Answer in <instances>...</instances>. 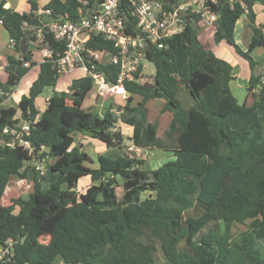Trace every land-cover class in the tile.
<instances>
[{
    "label": "trees",
    "instance_id": "1",
    "mask_svg": "<svg viewBox=\"0 0 264 264\" xmlns=\"http://www.w3.org/2000/svg\"><path fill=\"white\" fill-rule=\"evenodd\" d=\"M257 2L264 6V0H218L220 20L213 34L216 44H226L248 62L249 92L257 91L250 106L240 104L231 90L235 80L231 64L203 46L192 24L167 39L164 49L147 52L156 70L154 82L126 83L129 98L117 110L119 117L109 108L104 114L81 108L93 82L87 76L51 96L40 113L37 98L61 79L52 62L46 59L38 65L31 49L21 58L7 56L5 72L9 81L16 77L14 86L36 66L40 72L18 107L0 114V203L14 179L30 180L34 189L28 199L0 204V250L12 247L0 264H57L58 259L64 264L98 259L103 264H264V55L258 60L252 56L256 49H264V32L256 25L254 12ZM29 3L30 13L23 14L6 9L7 1L0 0V22L16 42V55L22 41L29 40L23 24L38 25L33 12L39 5ZM44 9L54 10V15L74 13L76 0H50ZM243 15L251 30L246 50L235 37ZM46 43L54 55L65 50L49 36ZM88 45L94 51L116 53L113 45L100 39ZM101 70L109 81L117 82L116 67ZM7 84H0V106L14 90ZM181 88L190 93L193 107H182ZM135 97L141 98L136 104ZM69 98L74 104H68ZM150 100L165 101L164 111L172 113L167 144L158 137L157 123L149 120ZM119 121L133 128L130 140L136 148H164L175 159L156 170L143 169L144 160L122 152L124 138L113 131ZM22 122L30 126L29 135L21 138L30 149L20 146L13 134L21 131ZM77 134L100 140L121 154L100 155L99 168L92 169L86 166L90 156L75 146ZM46 159L53 163L47 166ZM37 161L44 172L37 169L41 166ZM85 176L93 185L79 194L77 184ZM118 180L124 190L121 198L115 192ZM144 192L154 196L142 199ZM211 222L222 227L204 231ZM246 224V231H234L236 225ZM43 237L49 241L43 243Z\"/></svg>",
    "mask_w": 264,
    "mask_h": 264
},
{
    "label": "built area",
    "instance_id": "2",
    "mask_svg": "<svg viewBox=\"0 0 264 264\" xmlns=\"http://www.w3.org/2000/svg\"><path fill=\"white\" fill-rule=\"evenodd\" d=\"M229 1L238 3L240 0ZM165 6L172 9L167 10ZM33 18L38 21L37 26L32 28L25 22L22 27L23 31H29L26 44L29 49L42 54V62L49 59L60 78L82 70L98 87V97L127 100L126 83H146L143 69L149 61L147 52L150 49H164L165 41L184 32L188 24H192L199 33L201 30L214 33L219 26L220 13L218 0H179L171 6L160 0H76L74 13L54 15V10L39 7L33 12ZM47 36L57 44H63L64 52L54 55L47 46ZM97 39L113 45L116 53L89 48V42ZM10 44L15 47L16 42L10 40ZM32 54L34 56L33 51ZM22 56L20 51L17 58ZM108 65L118 69L116 83L109 81L101 70L102 66ZM23 66L28 68L30 64L24 63ZM140 66L142 72L138 74ZM111 112L115 113L114 110ZM115 114L120 115L119 112ZM29 132L28 123L22 124L20 132H13L15 140L20 141L19 145L27 149H30V144L21 138ZM37 169L45 170L42 165ZM9 247L0 250V260L12 252V247Z\"/></svg>",
    "mask_w": 264,
    "mask_h": 264
},
{
    "label": "rangeland",
    "instance_id": "3",
    "mask_svg": "<svg viewBox=\"0 0 264 264\" xmlns=\"http://www.w3.org/2000/svg\"><path fill=\"white\" fill-rule=\"evenodd\" d=\"M11 1V0H10ZM14 3H17L21 0H12ZM30 1L38 3L40 7H44L50 0H23V6L24 9H21V12L29 11L30 9ZM261 6L263 5H257L256 9L260 10ZM208 33H205V32ZM204 32V33H203ZM212 31L210 30H201L200 31V37L202 38L204 44L206 45V41L211 37ZM208 36H210L208 38ZM243 44L240 43V45L244 46L245 45V40H241ZM226 51L229 52V55L225 56V61L231 64L233 63V60L230 57H235L236 60L239 61L238 57L232 53L231 48L228 47L227 45L224 46ZM34 53V58L35 60H38V62L42 61V54L36 50L32 49ZM232 53V55H231ZM7 54L14 56L15 55V48L10 44V39L8 36L7 31L0 25V67L6 63V58ZM230 56V57H229ZM233 57V58H234ZM241 59V58H240ZM242 61H239L240 63L236 64L239 65L237 68V71L241 73L236 80L232 84V92L234 96L237 98L238 102L240 104H243L244 101L249 100L251 98V95H247V90L246 88L248 87V81H246L247 78H245V75L248 74L250 75V67L247 61L241 59ZM242 64V65H241ZM245 64V65H244ZM39 65V63H38ZM37 68L32 70L30 74L28 75L27 78L23 79L21 83L17 84L16 86H13L14 90V96H9L4 103L0 106V114L2 109H8L10 107L17 108L18 103L23 95H27L29 92V89L34 82V76L37 73ZM155 67L152 63L149 61L146 62L145 67L143 69V73L146 76L145 81L148 84H151L154 82V75H155ZM260 72V71H259ZM1 68H0V83H1ZM4 82L8 83L9 78L8 76L4 75ZM85 74L80 72V70H77L73 73L66 74L61 77L59 80L58 84L56 87H49L46 88L43 94L37 98L35 105L36 109L40 112L43 113L45 109L47 108V98L50 96H53L55 93H60L63 91L68 90L69 86L71 85L72 81L78 78L84 77ZM15 85V84H14ZM89 91L86 99L84 102L81 104V108L85 111H96L99 114H104L108 108L111 110H114L116 113L119 108L124 106L126 104V100H123L121 97H113L109 99H103L98 97V87L92 82L89 84ZM257 93L256 91L254 94ZM134 99V98H132ZM141 98L140 97H135V102L136 104ZM178 99L180 100L182 107L184 109H189L190 107L194 106V101L193 98L191 97L190 93L186 88H181L178 93ZM68 104L72 105L74 104L71 98H69ZM166 102L164 101L161 102L159 100H150L147 107L149 109V120L151 122H155L158 125V137L161 140L162 143H166L165 140V132L172 120V113L169 111H164ZM18 117H20V112L18 113ZM118 117V116H117ZM25 122H22V124ZM116 129L118 132H120L124 138V144H123V153L128 154L132 158L140 159L145 161V165L143 169L145 170H156L160 167H162L164 164L174 160L175 158L173 157V153L171 152H166L164 151V148L159 149V147L152 148V149H139L137 150L136 147L133 145L131 142L130 138L133 133V128L121 124L119 121L116 125ZM74 142L75 146H80L82 147L83 151H85L91 158V162L86 163V166L92 168V169H98L99 168V163H98V157L100 155H104L109 158H117L121 154V151L116 150V149H108L105 143H103L100 140L92 139L91 137L87 135H82V134H77L74 137ZM161 143V144H162ZM163 146V145H162ZM164 147V146H163ZM44 163L49 166L53 163L51 159H46L44 160ZM36 165H41L39 161L37 163L35 162ZM35 164H31V166H34ZM43 166V165H42ZM118 184L115 188L116 195L121 198L124 194V190L122 187V183L120 180H118ZM96 185H99L98 183H95ZM93 185L91 177L90 176H85L82 177L78 184H77V192L79 194H85L88 187ZM33 182L30 180H20V179H14L9 187L6 189L4 197L1 200V205L3 206H11L14 201L18 199H28L29 195L33 192ZM153 194L150 192H144L141 195L142 199L151 197ZM154 196V195H153ZM18 210H16L17 212ZM222 227L221 224L216 223V222H211L207 228L204 231H213L217 230V228ZM248 229V224L246 225H236L234 228V231L239 234L241 232H244ZM41 241L43 243H46L49 241V237H43L41 238ZM158 259L160 262L164 261L163 254L161 253L160 249L159 252L157 253ZM57 264H64V262L61 259L57 260ZM91 264H103L101 260H94L91 262Z\"/></svg>",
    "mask_w": 264,
    "mask_h": 264
},
{
    "label": "crops",
    "instance_id": "4",
    "mask_svg": "<svg viewBox=\"0 0 264 264\" xmlns=\"http://www.w3.org/2000/svg\"><path fill=\"white\" fill-rule=\"evenodd\" d=\"M7 1V4L5 5V8L6 9H12V10H14V11H17V12H20V13H23V14H27V13H30V9H29V11H27V12H25V11H23V12H21V9H24V6H23V0H21V1H19V2H17V3H14L12 0L10 1V0H6ZM39 5V4H38ZM257 5H261V4H256L255 5V7H254V12L256 13V25L258 26V27H260V28H262L263 29V32H264V6H261V8H260V10H257L256 9V6ZM39 7H40V5H39ZM0 25H2L1 23H0ZM3 27V26H2ZM4 28V27H3ZM205 32V31H204ZM203 32V33H204ZM205 33H208V32H205ZM211 34V37L210 36H208V41H206V45L204 44V42H203V40H202V38L200 37V35H199V39H200V41H201V43L203 44V46L206 48V49H208V50H211V51H213L214 52V54L218 57V58H220V59H225V56H227V55H229V52L228 51H226L227 49H225L224 48V46H226V44H224V43H222V44H220V45H218V44H216L215 43V41H214V33H210ZM235 37H236V41H237V43L240 45V43L241 44H243L242 43V41L241 40H245V45L244 46H242V45H240L243 49H247L248 47H249V44H250V42H251V30H250V28H249V20H248V18H247V15H243L240 19H239V21L237 22V25H236V29H235ZM231 51H232V49H231ZM232 53H234L233 51H232ZM232 53H231V55H232ZM235 54V53H234ZM264 55V49L263 48H258V49H256L253 53H252V56H253V58L255 59V60H258L259 58H261L262 56ZM6 56H12V55H9V54H7ZM15 56H17L16 55V53H15ZM233 56V55H232ZM230 57V56H229ZM234 57V56H233ZM230 57L232 60H233V63L231 62V66L233 67V72H232V74H233V76H234V78H235V80L234 81H232L231 82V84H230V87H231V90H233V88H232V84L234 83V82H236V80L238 79V77H239V75L241 74V73H239V71H237V68L239 67V65H237L236 66V64H238V63H240L239 61H242L239 57H238V59H239V61L238 60H236V58L234 57ZM226 60V59H225ZM33 61L34 62H36L37 64L39 63H41L42 61H40V62H38V60H35V58H34V56H33ZM6 65H7V60H6V63H4V65H2V67H0L1 68V83L0 84H5V82H4V75H6V76H8L7 75V73L5 72V67H6ZM242 65V64H241ZM245 65V64H244ZM38 69L37 70V73L35 74V76H34V80L38 77V74H39V72H40V66H36L34 69ZM33 69V70H34ZM80 72H82L81 70H80ZM251 72V71H250ZM83 73V72H82ZM30 74V73H29ZM28 74V75H29ZM28 75L25 77V78H27L28 77ZM24 78V79H25ZM245 78H247L246 79V81H249V78H250V75H248V74H246L245 75ZM23 80V79H22ZM22 80L20 81V83L22 82ZM246 90H247V95L249 94V95H251V98H249V100H245L244 102H246L247 103V105H252L253 104V101H254V97H253V93L256 91V90H253V93H250L249 92V84H248V87L246 88ZM67 91V90H66ZM257 92V91H256ZM11 96H14V92L12 93V95ZM51 97V96H50ZM49 97V98H50ZM49 98H47V101L49 100ZM159 101H161V102H163L164 103V101L163 100H159ZM122 124V123H121Z\"/></svg>",
    "mask_w": 264,
    "mask_h": 264
},
{
    "label": "water",
    "instance_id": "5",
    "mask_svg": "<svg viewBox=\"0 0 264 264\" xmlns=\"http://www.w3.org/2000/svg\"><path fill=\"white\" fill-rule=\"evenodd\" d=\"M160 1H162L163 3H165V4H168V5H173V0H160ZM257 4H260V2H257ZM28 49H29V47H28V45L26 44V40H23V43H22V45H21V54L24 56V55H26V53H27V51H28ZM15 79H16V77L15 76H13L11 79H10V81L8 82V86H10V87H13L14 86V84H15ZM192 90H193V92L194 93H197V91H196V89H195V87H194V85H193V82H192Z\"/></svg>",
    "mask_w": 264,
    "mask_h": 264
},
{
    "label": "bare ground",
    "instance_id": "6",
    "mask_svg": "<svg viewBox=\"0 0 264 264\" xmlns=\"http://www.w3.org/2000/svg\"><path fill=\"white\" fill-rule=\"evenodd\" d=\"M82 71V70H81ZM83 72V71H82ZM84 73V72H83Z\"/></svg>",
    "mask_w": 264,
    "mask_h": 264
}]
</instances>
